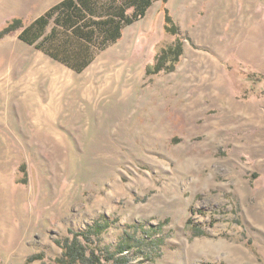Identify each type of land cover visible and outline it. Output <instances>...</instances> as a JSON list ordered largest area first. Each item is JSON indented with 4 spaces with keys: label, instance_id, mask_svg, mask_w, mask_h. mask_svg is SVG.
<instances>
[{
    "label": "rangeland",
    "instance_id": "obj_1",
    "mask_svg": "<svg viewBox=\"0 0 264 264\" xmlns=\"http://www.w3.org/2000/svg\"><path fill=\"white\" fill-rule=\"evenodd\" d=\"M61 1L0 0V31ZM21 32L0 38V264H58L96 222L108 264H264V0H154L82 71Z\"/></svg>",
    "mask_w": 264,
    "mask_h": 264
},
{
    "label": "trees",
    "instance_id": "obj_2",
    "mask_svg": "<svg viewBox=\"0 0 264 264\" xmlns=\"http://www.w3.org/2000/svg\"><path fill=\"white\" fill-rule=\"evenodd\" d=\"M100 0H62L46 14L23 25L20 18L10 22L2 31L0 38L22 28L20 37L29 44H36L54 59L69 67L82 71L94 57V48H105L122 37L123 28L132 24L146 14L154 0H106L100 6H94ZM167 2V0H163ZM133 8L132 13L128 8ZM104 16L94 19V14ZM52 29L47 33L51 23ZM165 28L172 34H179L180 29L174 22L169 9H165ZM99 31L100 39H96ZM183 52V42L178 39L174 44L164 48L157 57L155 68L158 70L173 67ZM103 224L96 222L84 230L73 231L72 236L58 240L62 253L56 257L58 264H108L119 259L115 252L103 250L95 238L101 234ZM44 258V254L30 257L28 262Z\"/></svg>",
    "mask_w": 264,
    "mask_h": 264
}]
</instances>
